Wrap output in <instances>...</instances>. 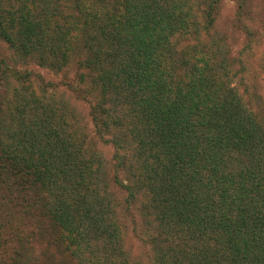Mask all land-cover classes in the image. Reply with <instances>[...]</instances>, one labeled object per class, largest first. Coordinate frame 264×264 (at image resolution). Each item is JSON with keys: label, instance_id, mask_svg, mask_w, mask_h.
<instances>
[{"label": "trees", "instance_id": "1", "mask_svg": "<svg viewBox=\"0 0 264 264\" xmlns=\"http://www.w3.org/2000/svg\"><path fill=\"white\" fill-rule=\"evenodd\" d=\"M206 2L199 14L193 0H0V37L58 70L81 46L91 75L75 94L89 102L96 134L117 149L115 184L146 200L158 223L154 264H264V126L229 66L217 68L197 45L180 47L213 27L220 0ZM9 79L0 73L4 188L23 202L39 197L26 214L48 210L76 244L74 257L100 237L119 246L118 206L101 198L110 188L76 111L31 84L14 87L7 110ZM1 193V205L11 204ZM20 252H9L15 262Z\"/></svg>", "mask_w": 264, "mask_h": 264}, {"label": "rangeland", "instance_id": "2", "mask_svg": "<svg viewBox=\"0 0 264 264\" xmlns=\"http://www.w3.org/2000/svg\"><path fill=\"white\" fill-rule=\"evenodd\" d=\"M205 2L206 0H193L192 5L196 7V13L197 4L199 14L206 12L208 7ZM4 7L9 8V5L5 4ZM217 11V18L210 31H202L199 38L196 35L185 36L180 41V47L197 45L199 49L203 48L210 54L217 68L220 64L229 66L232 86L264 126V0H220ZM198 18L202 16L198 15ZM11 39L13 41V37ZM78 41L80 40H76V44ZM77 49L68 65L58 70L52 69L46 63L42 66L35 57H23L17 48L11 47L0 37V73L5 79L10 78L9 82H6L8 89L6 109L9 110L12 106L14 87L31 84L37 95L44 93L50 100L54 97L55 100H66L76 111L78 126L90 138L89 147L102 162L110 188L111 195L108 197L103 195L101 198L103 201L111 199L112 204L118 206L117 220L122 235L121 244L109 249L107 240L100 237L94 241L95 248L89 249L88 254L82 256L77 254L74 257L73 251H77L76 244L68 240L65 231L46 216L48 210L39 208L32 210L31 216L34 218L26 214L27 205H39L36 202L39 197L30 194L23 202L24 199H18L17 195H10L12 192L4 188V180L11 176L1 174L0 225L5 228L0 229V264H98L103 263L105 256H110L106 264H154L155 254L150 240L157 236L158 232L155 231L158 223L153 216L145 213L143 205L146 200L141 196L136 200L131 199L115 184L114 156L117 149L110 143L108 137L104 140L96 134L89 116V102L75 94L76 89H85L89 86L88 76L91 75L81 64L85 56L83 49L80 45ZM219 71L223 73L222 70ZM82 77L85 78L83 81ZM20 78L22 80H17ZM94 98L92 96L90 100ZM1 192L7 193L8 199L11 198L9 200L12 201L11 204L6 202L1 205ZM146 212L151 213L149 210ZM43 215L45 217L42 218ZM20 220H23L22 227L17 229L13 223ZM18 235L22 239L19 240ZM17 248L21 252L15 262L16 256L9 252Z\"/></svg>", "mask_w": 264, "mask_h": 264}]
</instances>
